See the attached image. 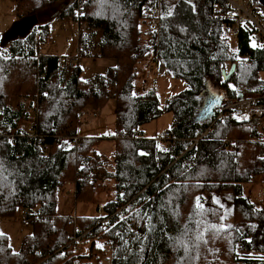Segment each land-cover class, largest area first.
<instances>
[{"label": "trees", "instance_id": "16d2710c", "mask_svg": "<svg viewBox=\"0 0 264 264\" xmlns=\"http://www.w3.org/2000/svg\"><path fill=\"white\" fill-rule=\"evenodd\" d=\"M51 1L12 0V10L27 15ZM154 1L65 3L59 15L78 31L76 57L113 60L85 80L75 58L65 64V56L40 54L48 25L0 46V217L20 210L30 225L15 251L0 233V264H84L88 256L71 249L88 240L95 250L96 237L108 245L107 264H264V207L242 194L244 183H264V115L211 123L192 117L206 81L221 88L224 101L253 96L264 105V39L250 44L246 25L231 39L222 0H161L156 30ZM146 53L183 82L160 107L153 89L132 93L136 62ZM108 99L110 161L77 134L81 112ZM166 112L168 136L143 137L139 126ZM106 180L113 193L97 202L95 216H75L72 225L70 216L55 215L64 183L73 184L76 201L88 202Z\"/></svg>", "mask_w": 264, "mask_h": 264}, {"label": "rangeland", "instance_id": "374dc122", "mask_svg": "<svg viewBox=\"0 0 264 264\" xmlns=\"http://www.w3.org/2000/svg\"><path fill=\"white\" fill-rule=\"evenodd\" d=\"M70 0H53L46 5H42L36 10L27 15H19L13 12L12 0H0V46L5 45L9 40L24 36L33 25H48L49 35L44 39L45 42L40 44L39 52L45 55L65 56L75 58L74 61L81 68L80 78L85 80L91 75L104 73L107 66L113 64L110 58L98 57H76L77 47L76 39L74 38L75 24L69 18L59 14L65 10V3ZM160 5V4H159ZM161 8V5H160ZM140 30L144 29V25L138 26ZM143 34L145 32L143 31ZM142 39H147L144 35ZM230 47L234 49V42L230 40ZM261 42V41H260ZM253 44V41L250 42ZM158 62V61H157ZM153 63L157 66L154 59L151 58L150 53H146L143 58H140L135 65V76L133 77V95H143L148 89H153L158 100V106L164 104L172 94L177 93L183 87V82L170 78L164 74L163 68L147 69V66L153 67ZM159 63V62H158ZM160 64V63H159ZM264 77V73L261 74ZM205 92V91H204ZM208 93V92H205ZM204 93V94H205ZM14 98L10 99L13 104ZM86 111L81 112V124L77 129V134L85 138H92L94 141L93 149L103 156H107L110 161V154L112 151V141L110 135L113 132L114 120V102L113 99H108L96 111H91L89 107ZM30 116H35V112L30 111ZM193 118L198 117V114L192 115ZM206 121V120H205ZM171 114L161 113L152 121L140 125L139 130L146 138H156L160 132L170 128ZM111 171L112 164L109 163L107 167ZM103 182V181H102ZM111 180H106L102 188L95 189L93 198L85 202L83 200L76 201L73 197V184L64 183L63 188L55 192L56 205L55 215L59 217H71L72 225L77 221L75 216L88 218L96 215L95 205L97 202L101 203L103 200L112 196L113 190ZM107 191V192H106ZM242 194L246 197L256 208L264 207V183L259 179L244 183L242 185ZM30 225L23 219L22 212L17 210L11 216L0 217V233H5L8 237V243L13 251L18 249L20 239L23 234L28 232ZM148 229L145 237L142 254H144L149 246ZM84 238V237H82ZM95 250L88 249V240L78 241L72 249L73 254H80L88 256L84 264H107L109 257L108 245L105 241L93 238ZM143 256V255H142Z\"/></svg>", "mask_w": 264, "mask_h": 264}, {"label": "built area", "instance_id": "2783aa9c", "mask_svg": "<svg viewBox=\"0 0 264 264\" xmlns=\"http://www.w3.org/2000/svg\"><path fill=\"white\" fill-rule=\"evenodd\" d=\"M161 0L154 1V8L151 12L150 24L158 29L159 12H160ZM226 8L220 13L223 19H225L228 25V34L231 39H234L237 31L243 25L250 27L253 31L251 37L254 43H259L261 39H264V28L262 25V16H264V9L260 0H222ZM82 4L76 6L73 9L74 15L82 11ZM76 39L78 31L73 32ZM73 58L63 57L59 62L70 64ZM156 61V60H155ZM264 115V105L258 103L257 98L250 96L231 101L222 100L218 106L214 109L213 115L207 119L206 122L211 123L216 120L222 119L223 116H229L236 122L248 121L255 117ZM168 136L167 131H163L159 134L158 138L163 139ZM23 219L27 222V217L22 215Z\"/></svg>", "mask_w": 264, "mask_h": 264}, {"label": "water", "instance_id": "95a60500", "mask_svg": "<svg viewBox=\"0 0 264 264\" xmlns=\"http://www.w3.org/2000/svg\"><path fill=\"white\" fill-rule=\"evenodd\" d=\"M233 67L234 66L231 65L229 69L227 70V72H224V70H221V74L223 75V78H225L226 75H229L233 71ZM215 88H216V92L213 91L206 101L200 102L199 106L197 107L198 117H196V119L205 120V119L210 118L213 115V112L216 106H218L220 102L222 101L223 93H222L221 88H219L217 85L215 86Z\"/></svg>", "mask_w": 264, "mask_h": 264}, {"label": "flooded vegetation", "instance_id": "af4514ba", "mask_svg": "<svg viewBox=\"0 0 264 264\" xmlns=\"http://www.w3.org/2000/svg\"><path fill=\"white\" fill-rule=\"evenodd\" d=\"M215 83L211 82V81H206L204 83V85L202 86L201 90H200V93L197 95V100H198V103L200 104V102H204L207 100V98L211 95V93L213 91L216 92V88H215ZM220 88V87H219ZM208 92V93H205V92ZM214 92V93H215ZM205 93V94H204ZM198 104V106H199ZM197 106V107H198ZM198 108H196L195 110V115L198 114V111H197Z\"/></svg>", "mask_w": 264, "mask_h": 264}, {"label": "crops", "instance_id": "0c3cea01", "mask_svg": "<svg viewBox=\"0 0 264 264\" xmlns=\"http://www.w3.org/2000/svg\"><path fill=\"white\" fill-rule=\"evenodd\" d=\"M156 63H157V66L153 63V67H151V66H147V69H150V68H154V70L157 68V71L158 72H160V70H159V67L161 66L157 61H156ZM149 90V89H148ZM167 130V129H166ZM163 131H165V130H163ZM163 131H161V132H163ZM160 132V133H161ZM141 134H142V136L144 137V135H143V133L141 132Z\"/></svg>", "mask_w": 264, "mask_h": 264}]
</instances>
